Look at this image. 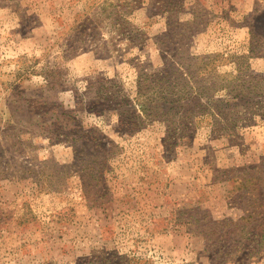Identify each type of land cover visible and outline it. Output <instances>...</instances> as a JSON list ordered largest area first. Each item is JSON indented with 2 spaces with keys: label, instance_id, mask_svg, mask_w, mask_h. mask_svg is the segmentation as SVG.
<instances>
[{
  "label": "rangeland",
  "instance_id": "rangeland-1",
  "mask_svg": "<svg viewBox=\"0 0 264 264\" xmlns=\"http://www.w3.org/2000/svg\"><path fill=\"white\" fill-rule=\"evenodd\" d=\"M254 76L264 0H0V264H264Z\"/></svg>",
  "mask_w": 264,
  "mask_h": 264
},
{
  "label": "trees",
  "instance_id": "trees-1",
  "mask_svg": "<svg viewBox=\"0 0 264 264\" xmlns=\"http://www.w3.org/2000/svg\"><path fill=\"white\" fill-rule=\"evenodd\" d=\"M187 61H188V64L187 65H189V66H193V67H196L198 70L200 69V68H205L206 67V64H207V62L206 61H204L203 60V58H201V57H189V58H187ZM255 77V79L257 80V81H259V80H261V81H264V80H262V79H259L257 76H254ZM230 85V87H228V89H229V91L228 92H230V91H232L233 90V85H231V83H229ZM237 85L239 86V85H241V84H236V86H235V89L237 88ZM243 87H245L244 85H243ZM256 88L258 87L257 85L255 86ZM223 88V87H222ZM224 88H227V87H224ZM197 89H199V93H202V88L201 87H199L198 86V88ZM243 91V89L240 91V92H242ZM238 94H235L234 95V97H236ZM233 97V98H234ZM220 101L222 102V103H224L223 101V99H220ZM225 105H227V104H233V105H235V102L234 103H224ZM140 107H141V104L139 105ZM141 110H144V111H146V108L143 106L142 108H141Z\"/></svg>",
  "mask_w": 264,
  "mask_h": 264
}]
</instances>
